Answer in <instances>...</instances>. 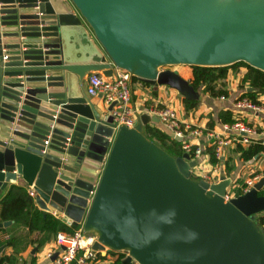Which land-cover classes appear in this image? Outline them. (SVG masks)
Wrapping results in <instances>:
<instances>
[{
  "label": "water",
  "instance_id": "95a60500",
  "mask_svg": "<svg viewBox=\"0 0 264 264\" xmlns=\"http://www.w3.org/2000/svg\"><path fill=\"white\" fill-rule=\"evenodd\" d=\"M237 63L264 73V0H0V191L21 179L128 264H264V179L226 200L231 179L145 136L157 118L115 129L83 91L120 70L197 100L170 67Z\"/></svg>",
  "mask_w": 264,
  "mask_h": 264
},
{
  "label": "crops",
  "instance_id": "0c3cea01",
  "mask_svg": "<svg viewBox=\"0 0 264 264\" xmlns=\"http://www.w3.org/2000/svg\"><path fill=\"white\" fill-rule=\"evenodd\" d=\"M242 68L243 67H240L237 70L229 69L226 77L215 83V90H222L225 94L211 97L203 91L204 86H200L197 90L199 93V104L196 109L189 111L185 110L183 104L184 98L176 90L171 89L168 86H151L138 79L130 80L132 105L140 113L150 109L171 107L176 111L182 125L188 126L192 129H198L201 132L198 137H191L190 135L185 136L186 140H188L191 145L200 148L202 151L200 158L198 159V165L191 170V173H194L200 178V180L202 179L208 183L218 182L219 176L224 174L226 178L231 179V184L227 190L230 197L234 196V191L236 189H244L243 185H246L247 181L257 178L254 181L255 184L259 180L264 179V152L248 162H241L239 155L234 151L235 147L238 145V143L235 142L228 143L222 147V153L216 166L213 167L209 164L208 149H212L215 140L211 135L220 134L222 132L223 124L217 120V115L220 110L230 111L233 119L239 117L244 123L250 127H254L258 132L257 136L254 137L256 141L264 139V112L244 111L238 114V111L234 108V103L240 99L246 98L244 97L245 93L251 91L255 92L254 96L255 100L259 103L258 105L264 103V93H258L257 89L250 87L248 83H241V79L247 73V69L245 68L244 70ZM116 72L117 71L115 70L113 74H116ZM179 75L183 79L190 81L192 78V70L187 71L184 75ZM86 82L87 80L84 82L83 91L85 90ZM90 100L102 111L107 109L100 97H94ZM151 116L155 117L154 115ZM210 118L214 119V126L211 129L207 127ZM144 134L146 137L151 136V138L154 139L152 142L155 141L156 143H160V145L169 148L172 151L176 152L180 147L179 144L176 145L175 138L171 136L159 121L146 125L144 127ZM164 134L169 136V139L163 137L162 135ZM242 147L247 146L243 145ZM180 152L182 153V151ZM226 168L230 169L229 174L227 175L225 172ZM11 185L23 186L27 192L33 191L32 188L28 187L21 179L17 178L15 181H9L7 187L0 191V200L7 194ZM32 200L35 201V193ZM45 213L52 215L67 227L74 229V232L77 230L75 228L79 229L82 227V225L76 227L72 225V223H69V221H63V217L56 216L54 212L47 211ZM262 216H264V212L256 214L254 218L255 220H258V218ZM2 233H7L15 238L13 246H5V241L1 239ZM57 234L51 236L41 248L36 250V245L42 238V234L38 232H29L24 227H15L9 233L0 231V257L12 256L14 258L13 264H47L50 260L54 259V255L58 254L59 250L62 248L56 244ZM49 253H52L50 258H48ZM97 264L109 263L105 260H99Z\"/></svg>",
  "mask_w": 264,
  "mask_h": 264
},
{
  "label": "built area",
  "instance_id": "2783aa9c",
  "mask_svg": "<svg viewBox=\"0 0 264 264\" xmlns=\"http://www.w3.org/2000/svg\"><path fill=\"white\" fill-rule=\"evenodd\" d=\"M116 71V74H113L111 78L104 77L102 73H90L86 78L85 95L89 98L100 97L106 107L114 104L109 114L113 118L115 129L121 126L132 128L140 112L132 105L130 76L124 71ZM234 108L238 111V114L244 111L264 112V103L258 105L244 98L236 101ZM147 113L157 117L159 123L162 124L172 137L182 141V153H187L191 160L198 161L202 152L201 149L191 145L188 140L184 141L187 135L198 137L201 134L198 129L182 125L176 111L171 107L150 109L147 110ZM234 120L232 124H223L220 134L211 135L215 138L212 146L217 159L221 156L222 147L228 143L235 142L238 145L248 146L256 141L254 137L257 136L258 132L254 127H250L239 117H235ZM47 143L46 141L45 144ZM256 179L247 181L243 189L244 193L254 185ZM27 193L31 198H34V191ZM230 198L229 195L226 196V200ZM56 216L60 217L59 215ZM61 217L63 216L61 215ZM262 230L264 233V226ZM1 239L7 241L9 234L2 233ZM95 241L96 236L92 233H84L82 227L77 229L73 234L58 233L56 244L57 246L64 247V249L61 248L57 256L47 264H97L99 261L97 259L98 255L105 257V261L111 264L119 251L105 249L94 252L91 246ZM51 256L52 253H49L48 258Z\"/></svg>",
  "mask_w": 264,
  "mask_h": 264
},
{
  "label": "trees",
  "instance_id": "16d2710c",
  "mask_svg": "<svg viewBox=\"0 0 264 264\" xmlns=\"http://www.w3.org/2000/svg\"><path fill=\"white\" fill-rule=\"evenodd\" d=\"M240 67H244L247 69V73L241 79V83H248L250 87L257 89L258 93H264V73L249 67L245 63H237L228 67L219 68L192 67V78L189 83L195 91H197L200 86H204V92H206L211 97H217L225 93L222 90L216 91L214 88L215 83L219 80L224 79L229 69L237 70ZM254 94V91L246 92L244 97L249 99L252 103L259 104L255 100ZM183 104L186 111L196 109L199 104V98L197 100H186L184 98ZM217 120L221 124H232L235 121L232 118L231 112L227 110H220L217 115ZM213 126L214 119L210 118L207 127L211 129ZM162 136L169 139V136L165 134ZM147 138L151 141L154 140L151 138V136H147ZM175 140L176 145L179 144L180 146L176 152L172 151L169 148L163 147L162 145H160V143H156L155 141L154 143L164 149L170 155L177 157L182 154L180 152L182 141L177 140L176 138ZM263 140L254 141L247 147L237 145L234 151L239 155L240 161L248 162L264 152ZM193 149H195V147H193ZM208 154L209 164L213 167L216 166L219 160L215 157L213 147L212 149H208ZM229 171L230 169L226 168V175L229 174ZM245 186L246 185H243L244 188ZM243 193V188H239L234 191V196H240ZM260 195H264V191H262ZM4 222H11V224L7 228L1 229L0 231L9 233L15 227H24L29 232H38L42 234V238L36 245V250L41 248L50 239L51 236H55L58 232H67L69 234L74 233V229L67 227L65 224L55 219L52 215L40 211L35 206L34 201L28 195L26 189L20 185H11L7 191V194L0 200V223ZM255 222L262 229L264 226V216L258 218V220H255ZM14 241L15 238L9 235V239L5 241V246H13ZM97 259L103 261L105 260V257L98 255ZM13 260L14 258L12 256H2L0 257V264H13ZM111 264L128 263H125L123 255H120Z\"/></svg>",
  "mask_w": 264,
  "mask_h": 264
},
{
  "label": "rangeland",
  "instance_id": "374dc122",
  "mask_svg": "<svg viewBox=\"0 0 264 264\" xmlns=\"http://www.w3.org/2000/svg\"><path fill=\"white\" fill-rule=\"evenodd\" d=\"M170 70H175V71H177L178 72V74H185L187 71H189V70H191V68L190 67H187V66H174V67H170L169 68ZM242 69H244L245 70V68L243 67ZM232 72V71H231ZM85 82V81H84ZM92 98H94V97H91L90 99H92ZM186 139H184V141H185ZM180 151H182V143H181V150ZM191 177H192V179H194V180H197V181H200V178L198 177V176H196L194 173H191ZM202 180V179H201ZM228 190V189H227ZM230 192H231V190H230ZM255 217V216H254ZM255 219V218H254ZM120 255H123V258L125 259V257L128 255V252L127 251H119L118 253H117V256H115L114 257V259H117ZM135 262V261H134ZM132 263V264H137V262H135V263Z\"/></svg>",
  "mask_w": 264,
  "mask_h": 264
}]
</instances>
